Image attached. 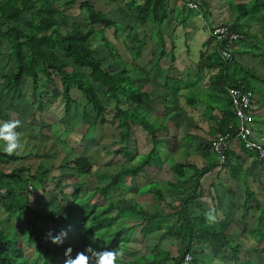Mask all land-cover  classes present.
<instances>
[{"label":"trees","instance_id":"1","mask_svg":"<svg viewBox=\"0 0 264 264\" xmlns=\"http://www.w3.org/2000/svg\"><path fill=\"white\" fill-rule=\"evenodd\" d=\"M98 1L120 7L124 5L132 12L134 23L123 25L98 11ZM225 1L233 12L234 20L264 21V0ZM76 5L82 18L80 20V16L70 13ZM170 15L168 0H0V20H4L0 25V59L6 57L5 68L12 65L10 73L5 72L0 76V112L4 111L1 106L5 100L11 103L8 113L16 111L17 106V111L23 109L24 86L28 82L34 109L31 121L27 120L25 124L39 129L41 141H53L56 138L52 132L53 122L47 118L48 111L58 102L63 105L64 115L69 116L71 110L78 105L75 93L90 107L91 113L86 108L81 116L83 119L92 116L93 127L109 123L106 115L113 111L112 122L120 129V140L114 144L117 148L110 155L112 159L120 157L123 161V164L120 161L118 173L110 175L109 182L97 186L92 194L87 192V195H82L84 188L81 183L79 186L76 184L73 192L68 195L60 191V202L55 194L53 198L42 199L40 204V200L31 201L30 195L48 183V175L53 169L40 168L33 172L29 166L23 165L5 171L2 169L3 165L21 158L16 155L8 156L0 150V207L9 219L11 216L19 219L22 215L28 217V235L24 239L17 232H7L0 226V264H64L65 250L68 247L72 248L71 256L75 258L77 252L83 251L91 243L92 237L97 240L93 244L97 250L117 246L124 249L125 256L118 264H183L187 254L192 256L190 264H252L250 260L243 261L240 258L242 247L234 240V234L229 232L227 220L219 224L217 219L212 224L206 220L205 213L215 209L216 215L217 207L221 205L214 206L217 199L221 202L216 193V198H210L211 206L203 201V198L210 197L211 194L203 191L200 182L218 165L213 158L211 141L201 145L199 156L204 160L203 167L177 158L176 163L171 166L175 177V181L171 182L169 168L163 167L167 163L166 158L158 150L161 143L166 149L169 140L160 139L156 135L164 127L152 124L145 116L149 95L142 92L130 79L127 65L117 72L112 67L120 53L115 44L107 39L106 31H110L116 39L120 36V30L126 32V41L131 44L127 48L134 49L136 58L130 63L138 66L137 62L149 39L146 36L139 37L138 27L145 28L148 23L160 27L158 41L161 42V26ZM225 24H232L243 36L242 40H245L247 33L244 25L241 26L237 21ZM99 38L102 46L109 50L113 63L109 62V57H96L94 42ZM151 40L155 41L154 38ZM211 40L214 41L213 38ZM155 49L156 46L153 47V52ZM220 51V46L216 44L213 54H201L197 67L200 71H217L210 76L209 85L218 98L224 97L227 102L217 123L218 133L224 135L230 125L237 124L227 88L235 86L253 92L262 79L238 66L236 49L233 50L231 60H224ZM165 54L163 50L161 55ZM258 56L264 60L262 53ZM162 58H159L158 65ZM172 60L171 70L174 58ZM140 69L144 72V69ZM236 69L250 72L251 78H240ZM96 86L113 103L112 110L103 103ZM13 102L16 104L12 105ZM86 125L82 121L81 126ZM135 127L141 128L150 139L152 147L145 154L138 152L133 138ZM86 135L87 133L83 134L82 139ZM231 148L226 152L225 165L233 161ZM242 150L250 154L243 146ZM181 151L169 155L175 157ZM24 157L23 160H26L29 155ZM61 169L71 170L66 175L81 174L86 177L92 173L93 166L85 155H79L72 161L64 162L59 170ZM158 170L161 175L152 179ZM62 176L64 178L60 174L51 177L58 192L59 188L64 187L60 180ZM134 183L137 184L136 190L132 187ZM147 185L151 187H146ZM111 192L118 197L116 202L111 201ZM134 192L140 196L153 195L157 199L158 209L154 212L146 211L138 207L135 200L128 201L127 194ZM167 193H173V196ZM98 196L105 199L104 204L96 200ZM263 223L264 212L259 217L258 230H261ZM257 229L252 234L259 242H264V232ZM61 231H67L64 243L59 246L51 243L49 233L56 236ZM155 233H160L161 242L168 239L178 241L176 257L159 245L150 252L136 253L131 250L132 245L138 244L139 236L145 240Z\"/></svg>","mask_w":264,"mask_h":264},{"label":"crops","instance_id":"2","mask_svg":"<svg viewBox=\"0 0 264 264\" xmlns=\"http://www.w3.org/2000/svg\"><path fill=\"white\" fill-rule=\"evenodd\" d=\"M199 1L203 7L201 12L185 8L178 0H168V8L171 15L163 23L162 39L158 45L162 47V51L165 50L174 56L173 70L170 69V65L165 63L164 60L167 58L161 55L158 45L154 52L150 50L151 53H144L138 60V62H141L142 57L153 56V59L147 63V67L144 63H137L139 67L136 65L131 67L128 62L127 64L125 63L130 71L128 74L130 79L142 92L147 93L150 97L145 109L147 119L151 120L150 116L156 112L158 106L167 104V107H165L167 109L165 111L167 117L165 118L162 115L158 122L162 127L166 128L167 133H164L166 138L176 137L174 138V143L170 145L173 149H168L170 154L181 150L182 146V144H179L178 138L182 137L181 134L186 129L185 121L188 119L186 112L181 110L182 105L184 102L192 104L189 100L196 97L198 93L196 90L199 86L189 85L191 77H194L195 83H199L201 86V95L199 93L198 100L203 110H197L198 116L202 115L198 118L196 117L197 125L194 128L197 131L196 134L201 135L207 143H210V141L220 135L217 123L223 115L227 102H225L224 97V100L220 97L218 98L211 91L209 85L210 76L215 75L217 71L213 69L200 71L197 67L201 54H213L216 51V43L211 40L210 36L212 23L225 24L237 21L241 26H245L244 29L247 35L244 37L245 40H242L243 42L241 41L236 47V60L239 67L246 68V70L253 72L258 78L262 79V82L257 83L256 89L253 91L254 102L249 116L252 118L254 137L264 142V60L258 56L261 53L264 55V50L260 53L259 48L255 47V45H258V40L264 42V37H262L264 27L262 28L261 26L263 20H234L233 12L225 0ZM123 7L120 11L122 12V17H126L128 9L125 6ZM185 11L193 14L194 19L181 20L180 16ZM214 11L219 15L214 17ZM204 14H208L209 21L206 20ZM131 19L133 18L131 17ZM3 21L0 20V25H2ZM143 35L145 37L146 33H143ZM188 39L191 41L190 47L192 49L190 50L185 42ZM144 52L146 51L144 50ZM160 55L163 58L158 65ZM253 59H256L255 63H252ZM256 62L259 69H256ZM125 64L121 66L122 69L125 68ZM140 68L144 69V72ZM170 71H173L172 75L179 74L178 79L181 80L180 78H182L183 83L184 81L187 82V85L183 87L184 90L176 87L174 91H169L168 87L163 89L162 84L164 80H168ZM250 72L247 73L244 70L236 69V74L244 79L251 78ZM245 75L250 77L247 78ZM194 87H196L195 93ZM188 88L191 89L186 94L187 92L184 91H187ZM176 89L177 91H175ZM257 94L259 98H257ZM204 96H207V98ZM227 98L226 95V100ZM206 106L207 108H205ZM156 113L159 115L162 112L158 111ZM133 131V138L136 143L137 141L139 142V138H142L144 142L147 141L146 143L149 144L150 139L146 132L142 133L139 127H135ZM231 151L233 161L222 168H220L217 156L214 154V161L218 162L217 167L207 173L200 181L203 191L211 194L210 197L203 198V201L211 206L210 198H216L215 193L217 194V197L221 200L220 202L217 199L214 204V206L221 204L220 207H217V222L218 224L225 223V220H227L230 226L229 232L234 234V240L242 247L240 258L243 261L250 260L253 264H264V242H259L256 236L252 234L258 228L259 217L264 212V164H262L264 162L261 163L256 158V155L251 152L250 154L243 152L239 143L234 142ZM188 154L189 156L191 155L190 153ZM192 164L197 167H203L205 163L202 161L193 162ZM165 168H169V180L174 182L175 177L171 166L166 165ZM260 228L261 230H257L264 232L262 231L264 230V223ZM208 255L210 254L208 253Z\"/></svg>","mask_w":264,"mask_h":264},{"label":"rangeland","instance_id":"3","mask_svg":"<svg viewBox=\"0 0 264 264\" xmlns=\"http://www.w3.org/2000/svg\"><path fill=\"white\" fill-rule=\"evenodd\" d=\"M121 6L122 7H120V5L108 3L105 1H98L96 3V9L98 11L105 13L106 15L114 19L115 21L120 22L123 25L133 24L134 19H131L132 12L128 10V12L126 13L127 14L126 17H122V12L120 11V9H123L124 5H121ZM70 13L74 14V16L76 17L80 16L79 20L82 19L80 15V11L78 10V5L73 7ZM213 15H215L214 17H216L219 14H217V12L214 11ZM204 16L206 17V20L209 21L208 14L207 15L204 14ZM180 19L181 20L182 19L193 20L194 17H193V14L185 11L180 16ZM261 26L262 28L264 27V21L262 22ZM161 29H163V25L161 26ZM159 30H160V27L154 26L150 23H148L145 28L138 27L140 38L144 37L143 33H146V32L150 33L146 35V37H149V39L147 42V47L145 48L146 52L143 51L142 55H144V53L145 54L151 53L150 50H152L154 46H156L157 48V45L160 44V41H158L159 35H160L158 34L160 32ZM105 34L108 36L107 39H109L117 47L120 53V57L115 60L116 61L115 63H113V61L110 58L111 55H110L109 50L105 49L102 46L103 43H102V40L100 39L102 37H100L98 40L94 42V47L97 49L96 54H95L96 57L98 58L109 57V62L113 63L112 67L115 70L114 72L119 71L121 69V66L125 63L127 64V62L129 66L133 65L130 62H133L134 59L136 60V58H134L135 51L131 47L127 48V45L130 46L131 44L126 41V36H127L126 32L125 31L123 32V30H120V36L118 37V39L114 38V36L112 35L110 31H106ZM262 37H264V34L262 35ZM151 38H154L155 41H152ZM185 42L187 44L188 49L189 50L192 49V47H190L191 41L188 39ZM257 43H258L257 46L261 53L264 50V45H262V43L264 42L262 40H258ZM159 49L162 52L161 46L159 47ZM241 53H242V50H241ZM160 57L162 56H159V58ZM164 57L167 58L166 60H164L165 63L167 65H171L173 62L172 58L174 56L169 54V52H166ZM142 58H143L142 61L137 62V63H144V65L147 67L148 66L147 63L153 59V56L151 57V55H148ZM255 61L256 59H253L252 63H255ZM5 63H6V57L1 58L0 59V76L5 72L10 73L12 71V65L7 66L5 68ZM250 65L252 66V64ZM256 67H257L256 69H259L257 62H256ZM172 74H173V71H170V74H169L170 81L164 80L162 84V87H164L163 89L168 87L167 89L174 90V88L176 87V88H182L184 90L183 87L187 85V82L184 81L183 83L182 78H180L181 80H179L178 79L179 74L177 75H172ZM180 77H181V74H180ZM246 77L249 78L250 76H246ZM189 81H190L189 85L191 86L195 85L196 87L199 86V88H197L196 90V87H194L193 89L194 93H195V90L198 93L196 92L197 96L189 100V102H191L192 104L190 103L187 104L186 102H184L181 108V110L186 112V116H188V119L185 121L186 129L183 130L184 133L181 134L182 137L178 138L179 144H182L181 154H184V155L179 154L175 157L174 155L172 156L169 155L170 153L168 149L169 150L173 149L170 145L174 143V138L176 137L174 136L168 137L169 143L167 144V148L165 149L162 143L158 147V150L162 154L163 158H166L165 162L167 163H165L163 167H165L166 165L172 166L173 163H176L177 158H179L180 160H186V161L188 160L190 161V163L204 161L203 158L199 156V153L201 151V145L206 144V141L204 138L201 137V135L196 134L197 131L194 129L195 126L197 125V118L202 115L200 114L198 116L197 110L198 111L203 110L202 105L200 104L198 100L199 93L201 95V86L199 83H195L196 80L194 77H191ZM96 87L99 89V92L101 93L103 103L106 105V107L112 110L113 103L107 100V97L103 94V91L102 89L99 88V86H96ZM30 88H31L30 84L27 82L26 85L24 86V96L25 97H24V100L22 101L23 109H21L20 111H17L18 110V106H17L15 109L16 111L12 110V112L8 113L10 106H11V103L9 102V100H5V102L1 106V108L4 111L0 112V121L10 120V119H18L21 121V127L17 130H19L18 132H20L21 134L22 144H23V147L20 150L19 154L16 155V156H19V158L21 159H19V161H13L8 165H3L2 169H4L5 171H11L12 169L23 166V165L27 167L29 166L33 172H36L37 169H40V168H42L43 170L53 169V171H51V173H49L48 175L49 177L48 183L44 187L38 188L33 194L30 195L31 201L40 200L41 201L40 204L43 202L42 199L46 200V199L53 198L55 194H56L55 196H57L60 202V200L62 199L61 194H59L60 191H63V193L68 195L69 193L73 192L76 184H77L76 186H79L78 184L82 185L81 183H83V188H84L82 195L86 194L87 192H88L87 194H90V193L92 194L97 189V186H100V185L103 186L105 183L109 182L110 180L109 176L112 174L113 175L117 174L118 171L120 170L119 165H120L121 158L118 157L117 160L115 158L112 159V155H110V152L116 150L117 148V146H114V144L120 140V129H118L115 123L112 122L111 112L113 111L108 112V114L106 115V118L109 123L105 125L99 124L98 126L93 127L91 125L92 116L89 115L87 119H83V117L81 116L86 108H87V112L91 113L90 107L86 106V101L83 98L79 97L78 95L74 93V97L77 99L78 105L75 106L71 110V113L69 114V116L64 115L63 105L58 102L50 107L48 111L49 114H47V118H49L53 122L52 132L56 140L41 141L39 133H38L39 129L36 127L30 126L29 124L28 125L25 124L27 120L31 121L32 119L31 113L34 109L33 105L31 104L32 99H31V89ZM190 89L191 88H188V90L184 92H187L186 94H188ZM204 97L207 98V96H204ZM257 98H259L258 94H257ZM15 104L16 103L13 102L12 105H15ZM163 105L164 104L156 108V112L161 111L162 113L157 115V113L155 112L152 114V116H150L152 124L154 125L156 124V126H160V127H162V125L159 124L158 119L159 118L161 119L162 115H166L165 111H167V109H165V107H167L166 106L167 104L164 106ZM205 108H207V106ZM82 121L85 122V124H87L88 127L87 125L82 127L81 126ZM163 129L164 130L158 131L156 134L157 137L160 136L159 137L160 139H166V137L164 136V133H166L165 131L166 128H163ZM141 132L144 133L142 129H141ZM85 133H87V135L85 136L84 139H82L83 134ZM146 142H144L142 138H139V142L137 141V147L140 153L145 154L150 151L152 145L150 142L149 144H147ZM0 146H2V144H0ZM187 151H190V152H187ZM187 153H190L191 155L189 156ZM28 155H29L28 159L26 158V160H23L25 159L24 156H28ZM79 155H85L91 162L93 166V170L90 175L87 174L86 177L85 176L83 177L81 174L78 176L72 175V174L66 175V172H70L71 170H68V169L59 170L60 166L64 162L72 161L74 157H78ZM121 162L123 164V161ZM160 173H161L160 170L156 171L152 179H157L161 175ZM58 174L64 175V178L63 176L60 177V180L63 181L64 187H61V189L59 188V192L56 190V188L58 189V187H56V185L51 180V177H57ZM136 186H137L136 183L132 185L134 190H136ZM146 187H151V186L147 185ZM126 188H129V187L126 186ZM167 194L169 196H173V193H167ZM127 196H128V199H127L128 201L135 200V202L138 204V207H140L143 210L154 212L158 209L157 199L153 195L148 194V195L140 196V195H137L136 192H134L133 194H127ZM117 199L118 197L114 193L111 192V201L116 202ZM96 200L101 204L105 203V199L102 196H98ZM112 214L114 215L115 212H112ZM0 218H1V222H0L1 228H4L7 232H12V233L17 232V234L22 239H24L28 235V217L26 215H22L20 219L16 218L15 216H11L9 219L8 216L5 215V212L0 207ZM138 238L140 239L139 241H137L138 244L132 245L130 247L133 252H136V253L139 251L140 252L142 251L150 252L155 246L159 245L164 250L170 251L173 257H176L178 254L177 252L178 247H179L178 241L173 240V239H168V240L161 242L160 233H155L149 236L148 238H146L145 240L143 237L142 239L141 236H139Z\"/></svg>","mask_w":264,"mask_h":264},{"label":"built area","instance_id":"4","mask_svg":"<svg viewBox=\"0 0 264 264\" xmlns=\"http://www.w3.org/2000/svg\"><path fill=\"white\" fill-rule=\"evenodd\" d=\"M185 8L201 12L202 3L199 0H178ZM232 24H211L210 36L214 42L221 48V57L224 60H231L233 50L243 39V36L237 32ZM228 97L233 107L236 118V126L230 125L226 134H220L211 141V150L217 156L219 166L222 168L227 161L226 152L233 146V143H239L247 151L255 154L257 158L264 162V142L254 137L252 127V118L249 116L252 107L254 93L245 88L229 86L227 88ZM190 257V259H186ZM191 254H187L183 264H190Z\"/></svg>","mask_w":264,"mask_h":264},{"label":"clouds","instance_id":"5","mask_svg":"<svg viewBox=\"0 0 264 264\" xmlns=\"http://www.w3.org/2000/svg\"><path fill=\"white\" fill-rule=\"evenodd\" d=\"M21 127V121L18 119H10L0 121V150L8 156L19 154L23 147L22 137L20 132L17 131ZM215 209H210L205 213L206 220L212 224L216 222ZM51 243L55 245H62L65 238L67 237V231H61L60 234L52 236L49 233ZM94 237L91 238V243L85 246L83 251L77 252L75 258H72V248L68 247L65 250V261L64 264H118V261H122L125 252L120 246L112 249L97 250L93 247L96 243ZM190 259V257H186Z\"/></svg>","mask_w":264,"mask_h":264}]
</instances>
